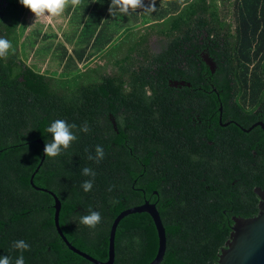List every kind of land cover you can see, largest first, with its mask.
<instances>
[{
	"label": "trees",
	"instance_id": "trees-1",
	"mask_svg": "<svg viewBox=\"0 0 264 264\" xmlns=\"http://www.w3.org/2000/svg\"><path fill=\"white\" fill-rule=\"evenodd\" d=\"M15 3L0 22V37L14 48L0 59V257L14 264L21 253L13 242L24 240L25 264H92L66 248L53 226L52 198L28 182L41 155L35 139L44 150L47 127L63 119L77 126L78 139L55 158L44 154L32 183L57 197L58 225L72 246L104 261L113 217L146 199L164 229L158 264H214L231 216L254 215L252 188L264 189L261 129L222 126L217 110L221 123L264 125V0H154V10L127 13L132 25L121 24L119 36L135 35L123 51L120 42L108 47L112 35L87 11L71 54L59 45L62 77L23 66L17 55L25 57L19 39L27 20ZM151 35L166 43L159 52L147 46ZM104 51L109 70L77 69L75 60ZM85 122L88 133L79 130ZM96 145L105 152L99 163L88 159ZM85 167L96 173L89 192L81 187L91 179ZM89 208L102 217L95 229L79 223ZM156 247L148 214H128L114 230L112 264H146Z\"/></svg>",
	"mask_w": 264,
	"mask_h": 264
},
{
	"label": "water",
	"instance_id": "water-1",
	"mask_svg": "<svg viewBox=\"0 0 264 264\" xmlns=\"http://www.w3.org/2000/svg\"><path fill=\"white\" fill-rule=\"evenodd\" d=\"M204 61L207 65H209L210 68L213 67L212 62L207 57L204 58ZM217 110L219 112L218 121H220L221 107L218 106ZM235 124L243 131H247L251 127L258 125L264 134V126L260 121L253 123L246 129L242 128L237 123ZM35 142L40 144L41 146V155L39 158V162L28 178V182L33 188L46 192L52 198L53 203L51 207L53 209V226L56 234L68 250L84 258L92 264H112L114 230L118 221L128 214L145 212L148 214L153 223L157 238V247L155 254L153 258L146 264H158L160 262L165 248L164 229L161 224L159 214L154 207V204L148 203L147 201H144L139 205L123 209L113 217L108 229L106 259L104 261L97 260L86 254L85 252L72 246L66 240L58 225L59 201L57 197L50 190L37 187L32 183L33 174L36 172L44 156V150L41 140L36 139ZM253 192L258 197L256 213L249 217L231 216L232 223L229 227L230 231L228 237L224 241L223 246L219 249L214 264H264V190L259 187H254Z\"/></svg>",
	"mask_w": 264,
	"mask_h": 264
},
{
	"label": "clouds",
	"instance_id": "clouds-1",
	"mask_svg": "<svg viewBox=\"0 0 264 264\" xmlns=\"http://www.w3.org/2000/svg\"><path fill=\"white\" fill-rule=\"evenodd\" d=\"M19 3L28 9L35 16V19L44 18L51 23L54 19L62 17L69 6L72 8L79 7L82 0H19ZM137 9L154 10V0L146 8L144 0H111L109 12L110 14H114L115 11H119L122 14H127L130 10L136 11ZM10 53L14 54L12 42L4 37H0V59H7ZM76 127L75 124H69L63 119L53 121L46 129L47 133L51 134V141L45 144V156L55 158L69 149L72 143L78 139L77 135L73 132V129ZM79 130L88 133L91 129L87 122H85ZM104 156L103 147L96 145L95 155L89 154L88 159L99 163ZM82 175L91 177V179L85 180L81 185L84 192H89L93 188L96 173L92 168L85 167L82 169ZM108 190L112 191V187L110 186ZM117 202L112 201L111 203ZM101 222V214L91 208L88 209V214L81 216L79 219L80 224L90 229H95ZM12 247L21 253L15 259L14 264H25L23 252L30 250V245L24 240H18L13 242ZM0 264H13V262L10 257L4 256L0 257Z\"/></svg>",
	"mask_w": 264,
	"mask_h": 264
},
{
	"label": "flooded vegetation",
	"instance_id": "flooded-vegetation-1",
	"mask_svg": "<svg viewBox=\"0 0 264 264\" xmlns=\"http://www.w3.org/2000/svg\"><path fill=\"white\" fill-rule=\"evenodd\" d=\"M10 1L11 0H0V22H3L4 20H8L11 17L10 16L11 11H10L9 6H8V5H10ZM13 1H15V0H13ZM17 1L19 3V0H17ZM15 5L17 7H19V8H21L20 19H22V18L26 19V15H28V9H26L24 6L21 7L20 4H16L15 3ZM12 14H13V10H12ZM35 28H37V27H35ZM137 30L140 31L141 28H139ZM24 31H25L24 37H23V35L21 36V38L19 39V43L24 41V45H25V47H24V55H25V57H23V52L22 51L21 52L18 51V55H17L20 58V60H22L23 66L29 67L32 70H34V71H36V72H38V73H40L42 75L62 77L61 74L63 72V66H64L63 59L60 57L61 50H60V52L56 51L54 53V48L58 47V44L56 42V47H54V44L52 43L53 41H50L49 38H53V36H47V37L44 36L45 32L42 29H39V31L35 32V33H37L36 36L35 35H33V36L31 35L32 34L31 28H28V29L25 28ZM26 35H27V37H26ZM165 44H166L165 41H163L161 39L159 40L156 37H154L153 35L149 36V38L147 39V46H148L149 50L153 51V52H159L160 49H161V46L165 45ZM60 45H62V43H60ZM48 46H49V48H48ZM44 48L47 49V52L44 50ZM51 49H53V52L51 51ZM46 55H47V58H46ZM104 56L105 57L100 58L101 62L99 61V59L93 58L92 55L88 56L86 59H81L80 61H76L75 59L74 60L76 62L77 69L80 70V71H83L84 69H87V68H90V67L94 68L97 65H99V66L104 65V70L106 71V70L110 69V67H109L110 64L107 61L108 60L107 59L108 56H106V55H104ZM201 56H203V59L206 57V55L204 53H202ZM45 59L56 60V62H58V65L55 68L53 67L54 69L52 67H49L48 69L47 68L40 69L39 65L42 63V60H45ZM32 62H35L36 64H33ZM212 69L213 68H211V71H212ZM180 83H182V81H180ZM174 84H176V81H174ZM255 122H257V121H255ZM255 122H253V123H255ZM218 123L220 125L221 124L227 125L229 123H233L234 125H236L235 124L236 122L234 123V121H232V120L226 121L224 123H221V121H218ZM255 126H258V125H255ZM37 139H39V138H37ZM253 188H252V191H253ZM152 192L155 194V191H152ZM144 201H147L148 203L154 204L153 202H149L146 199ZM256 206H257V204H256ZM154 207H155V204H154Z\"/></svg>",
	"mask_w": 264,
	"mask_h": 264
},
{
	"label": "crops",
	"instance_id": "crops-1",
	"mask_svg": "<svg viewBox=\"0 0 264 264\" xmlns=\"http://www.w3.org/2000/svg\"><path fill=\"white\" fill-rule=\"evenodd\" d=\"M83 1H84V3L82 2L80 4V6L77 7V11H79V13L78 12H74V15L76 14V16L78 17V20H79V17L81 15V17H80L81 20L79 21L78 27H81L82 19L85 20L87 17H89L86 14L87 11H88V15H89L90 12L91 13L96 12V17H97V22H98V25L96 26V28H98L100 26H103L105 37H106V35L108 36V35L111 34L112 35V39H111L110 42H112V41H114L116 39V42L114 44H117L119 42L121 44L123 37H121L119 35L122 32V28L118 29V28H115V26L117 24H119V25L122 24L123 25L124 23H125L124 26L132 25V24H129V23H131V17L129 15H127V14H120L121 17L119 15L114 16L113 14H110L109 7L111 5V0H99V6H97V7H95V4H96L97 0H83ZM85 3L87 4L86 8L83 7V5ZM70 9L67 8L66 13H64L65 15H67L69 13V11H70V14H69L70 18H67L65 16L66 20L68 19L67 23H70L69 19L71 21V18H72L71 14H72L73 10H75L71 6H70ZM28 12H29V10H28ZM115 13H116V11H115ZM31 18H32V15H31V17L29 16V19H30V24L32 23V25H33L34 22L32 21ZM63 20H64V16L54 19V21L56 22L55 23L56 24L55 25L56 26V30L60 28V30L64 31L61 28V27H63V24H64ZM47 22L48 21L43 22L42 18H41V24L39 26V29H42L44 31V28L45 29L48 28L47 27L48 26ZM50 25L54 26V25H52V23ZM31 26H30V28H31ZM35 27H36V25H35ZM113 28L116 29V32L114 33L115 38L113 37V30H112ZM78 29L79 28H77L76 33H73L72 31H69V32L67 31L68 34L64 35L65 38L60 37V39L62 41V45L65 46L66 50H67L68 47H70V52H69L70 54H71V47H73V45L75 44L74 42L76 41V37H77L76 34L78 32ZM51 35L54 36L53 32L51 33ZM100 55H101V52H97V53H95L93 55V58L100 59V58L105 57L104 56L105 55V51L102 53L101 57H99Z\"/></svg>",
	"mask_w": 264,
	"mask_h": 264
},
{
	"label": "rangeland",
	"instance_id": "rangeland-1",
	"mask_svg": "<svg viewBox=\"0 0 264 264\" xmlns=\"http://www.w3.org/2000/svg\"><path fill=\"white\" fill-rule=\"evenodd\" d=\"M68 9H70V6L68 7ZM67 10V9H66ZM66 10H65V12L64 13H66ZM71 10V9H70ZM74 12H78L79 13V11H76V10H73V12H72V14H71V21H70V19H69V22L70 23H67V20H66V17L67 18H70V11H69V13L67 14V15H65V14H63V16H64V20H63V22H64V24H63V27H61L64 31H62V30H60V28L59 29H57L56 30V22L53 20L51 23H52V25H54V26H51L50 24L51 23H49V22H47L48 24V28H44V31H45V35H47V36H52L51 35V33L53 32V34H54V36H53V38H49L50 39V41H53L52 43L54 44V47H56V42H57V44H58V47H56V48H54V53L56 52V51H58V52H60V48H59V45H60V43H62V41H61V39H60V37H62V38H65L64 37V35H66V34H68L67 33V31L69 32V31H72L73 33H76V31H77V28H79L78 27V25H79V21L81 20L80 19V17H81V15H80V17H79V20H78V17L76 16V14L74 15ZM31 15H32V21L34 22L33 23V25H32V23L30 24V19H29V16L31 17ZM66 16V17H65ZM26 20H27V23H26V29H28V28H30V26H31V31H32V36L34 35V33L33 32H37V31H39V26H40V24H41V18H38V19H35V16L29 11L28 12V15L26 16ZM42 21L43 22H45V21H47V20H45L44 18H42ZM124 23V22H123ZM125 24V23H124ZM132 24V23H131ZM35 25H36V27L37 28H35ZM115 28H121V25H119V24H117L116 26H115ZM138 29V27H136L134 30H137ZM24 33H25V31L23 32V37H24ZM135 34H134V32H130L129 33V35H128V39L127 40H124L123 42H121V44L119 45L120 46V49L123 51L126 47H127V45H128V43H129V41L128 40H130L131 39V37L132 36H134ZM26 37H27V35H26ZM114 38H115V36H114ZM63 40V39H62ZM116 42V40H114V41H112V42H110L109 44H108V47L109 46H112L114 43ZM32 45V44H31ZM65 47V46H64ZM66 49V48H65ZM44 50L47 52V49L46 48H44ZM51 51L53 52V49H51ZM66 52L67 53H69L70 52V47H68L67 48V50H66ZM117 53V51L115 50V52H113V54H116ZM117 55V54H116ZM46 58H47V55H46ZM52 59V58H51ZM51 59H45V60H42V63L39 65L40 66V69H44V68H49V67H56L57 65H58V62H56V60H51ZM99 61L101 62V60L99 59ZM33 64H36L35 62H32ZM53 68V69H54ZM55 71V70H54ZM68 73V72H67ZM72 73V72H71ZM64 73L62 72V75H63Z\"/></svg>",
	"mask_w": 264,
	"mask_h": 264
}]
</instances>
